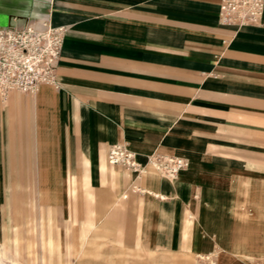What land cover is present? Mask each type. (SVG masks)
<instances>
[{"label": "crops", "instance_id": "crops-1", "mask_svg": "<svg viewBox=\"0 0 264 264\" xmlns=\"http://www.w3.org/2000/svg\"><path fill=\"white\" fill-rule=\"evenodd\" d=\"M220 3L0 0V27L20 28L42 18L67 27L60 87L43 85L34 95L13 90L0 97V218L6 215L0 223L13 224L12 210L18 202L24 206L33 190L63 192L67 154L75 150L85 162L89 215L68 219L67 231L74 222L80 232L88 225L78 251L71 234L58 227L62 229L54 235L62 243L54 247L65 251L63 264H72L71 257H80L93 239L83 259L131 255L135 249L155 255L158 247H167L172 264H184L188 250H207L209 238L203 241L199 229L191 231L193 191L175 200L170 182L159 185L111 166L108 151L123 143L142 164L160 152L189 159L194 168L183 174L197 184L207 181L217 195L216 180L230 182L241 170L254 174L264 168L256 162L264 160V16L261 24L241 29L222 25ZM198 162L207 165L205 173ZM68 169L76 174L71 165ZM146 182L169 198L134 188ZM214 202L198 203L197 212L212 209ZM185 217L190 225L182 233ZM50 222L60 224L59 219ZM5 228L0 230V252ZM15 236L14 261L22 264L19 228ZM145 239L154 247L147 248ZM175 239L177 248L171 247ZM181 239L194 243L181 245ZM43 243L49 248L47 238ZM46 254L53 263L62 256L60 251ZM116 263L134 264L125 257Z\"/></svg>", "mask_w": 264, "mask_h": 264}, {"label": "rangeland", "instance_id": "rangeland-1", "mask_svg": "<svg viewBox=\"0 0 264 264\" xmlns=\"http://www.w3.org/2000/svg\"><path fill=\"white\" fill-rule=\"evenodd\" d=\"M160 153L165 158L168 156L166 153ZM157 154L158 153H154L151 155L147 161L143 164L141 163L142 166L147 168L149 165L153 164V162H151V157ZM67 155H71V159L66 158L64 191H59L57 195L56 193L48 194L33 190L28 193V199L24 202V206H21L20 204L22 203L18 202L17 207L12 210L11 218L9 219L14 220V223L9 225L0 223V230L4 233L3 229L6 227L7 233V236L4 238L5 241L1 243L2 251L0 252V264H17L14 261V252L17 247L15 236L16 228H19L21 232L22 245L25 248L24 256H22V264H63V260L68 258L65 251L61 247H54L55 244L62 243V240H57V235H54L62 229L58 227L63 226L65 234L68 235L70 233L73 237L76 243V250L78 251L80 249L81 232L88 224L85 225L80 232L75 229L74 222L71 230L68 232L67 227L69 224L67 222L68 219H71L73 216L77 217L78 220L79 217L83 218L89 215L88 191H86L87 189L83 186L86 178L84 174L86 169L84 160L78 158L79 154H76L75 150ZM171 156L173 157L174 155ZM256 162L264 164V160L258 159ZM191 164L188 162V165L176 175L178 176L184 171L188 172L190 167H193ZM70 165L73 167L72 171L76 172L75 175L70 174L71 172L68 169ZM199 165L203 168L201 171L205 173L207 165L204 163H200ZM157 168L161 170V168ZM262 170H264V168L258 167L255 171L258 174H247L246 170H241L235 175L234 180L230 182H223L221 179L216 180L215 184L219 187V197H216L217 199H215L212 209L201 207L198 213L196 210L197 204L194 203V201L198 200V197L194 196L190 198L193 202L192 208L200 215V219L203 221L204 227L207 230L206 238H209V243L207 251L205 252L214 251V255H208L210 259L203 260L202 264H264V173L261 172ZM70 177L73 178V181H71ZM225 178L229 180L233 177L231 175H225ZM212 181L214 182V180ZM35 187L36 186L33 185V188ZM130 187H132V184H130ZM71 188L74 189V192L70 191ZM197 189H202L201 183L197 184ZM180 203L181 202H177L178 206ZM5 216L4 213H1V221L5 220ZM56 219L60 220L59 226H57L56 223L52 224L50 222L56 221ZM187 220L188 218L185 217L184 222L181 224L182 233L189 229V222ZM195 220L191 224V231L198 229ZM37 221L39 222L37 223ZM149 225L153 226L152 224ZM44 233L46 235H44ZM146 236H148L147 231L145 233V237ZM66 237L67 236H65L64 239H66ZM46 238L50 243L49 248L44 247L43 242ZM95 240L96 239H93L88 247L93 245ZM205 241H207V239ZM180 242L181 245L186 244L185 242H188L190 245L193 241L192 239H181ZM144 243L147 248L154 247L153 244L147 242L146 239ZM178 245L179 242L175 239L171 247L177 248ZM88 247L80 257H71L72 264H112L115 261L121 263L124 257L127 259L130 258L134 264L173 263L172 258H170L168 253L164 250L167 247H158L159 249L156 251L155 255H150L140 249H135L131 255H122V252L120 253L121 255L108 254L104 256L90 254L83 259V257L87 255ZM47 251L50 253L60 251L62 256L54 258L56 261L53 263V256L49 255V261L46 254Z\"/></svg>", "mask_w": 264, "mask_h": 264}, {"label": "built area", "instance_id": "built-area-1", "mask_svg": "<svg viewBox=\"0 0 264 264\" xmlns=\"http://www.w3.org/2000/svg\"><path fill=\"white\" fill-rule=\"evenodd\" d=\"M264 16V0H221L219 21L238 29L259 25ZM66 26L54 25L50 18H42L20 28L0 27V97L18 90L34 95L43 85L60 87L58 67L64 45ZM135 152L127 145H112L108 151L111 164H124L137 168ZM162 171L178 174L187 165V159L173 156L171 159L156 155Z\"/></svg>", "mask_w": 264, "mask_h": 264}, {"label": "bare ground", "instance_id": "bare-ground-1", "mask_svg": "<svg viewBox=\"0 0 264 264\" xmlns=\"http://www.w3.org/2000/svg\"><path fill=\"white\" fill-rule=\"evenodd\" d=\"M117 145V144H115ZM135 162L136 164L138 165L137 168H131L129 166H126L124 164H111L109 162V164L112 166H118V167H121L122 169L124 170H127V171H135L137 174L135 175V177H142L143 179L145 178H153L155 179V181L157 183L162 184V182L164 180L170 182L173 187H174V195H173V198L175 200H179L180 198L181 199H184V195L185 193L188 194V191L191 189L193 191V197L194 196H197L198 197V200L197 201H194L195 203H200L202 202L205 206H212V202L217 199L216 197H219L216 193H214L212 190L209 189V187H206L208 185H206L208 182L207 181H203L202 182V189H197V183L193 182L190 180V176L189 174H183V173H180L178 176L175 174V175H168L166 173H164L162 171V167L161 165L156 161V156H152L151 157V162H153V164L149 165L147 168H144L142 166V164L137 160V153H135ZM167 159H171L172 156H167L166 157ZM187 161L190 163V160L187 159ZM161 168V170H158ZM112 170V168H111ZM116 171V170H115ZM112 173V172H111ZM258 174V173H257ZM260 174V173H259ZM198 177V176H197ZM200 177V176H199ZM139 179V178H138ZM256 180V179H255ZM254 180V181H255ZM201 182V181H200ZM224 182V181H223ZM141 183V182H140ZM253 184V183H252ZM260 184V183H259ZM135 188L140 191L141 193H144V194H148V195H154V197H157V198H160L162 200H165V199H168L169 196L164 193L163 191L161 190H154L152 189V186H151V183H145V184H139V183H136L135 185ZM255 187V186H254ZM211 188V187H210ZM225 190V189H224ZM227 190V189H226ZM258 190V189H257ZM260 190V189H259ZM197 192H200L197 193ZM253 192V191H252ZM253 194V193H252ZM147 196V195H146ZM254 198V197H253ZM152 199V198H151ZM154 199V198H153ZM256 200V199H255ZM258 201V200H257ZM161 202V201H160ZM221 202V201H220ZM193 203V202H192ZM252 203V202H251ZM216 204V203H215ZM253 204V203H252ZM193 205V204H192ZM254 207V206H253ZM257 210V209H256ZM188 211H189V215L190 217L192 218V222H194V220L196 221L197 223V228L199 229L201 235H202V239L203 241H205L207 238H206V228L204 227V224L202 223V221L200 220V217L198 215L197 212L194 211V209L192 207H189L188 208ZM235 212V211H234ZM233 212V213H234ZM254 218V217H253ZM255 219V218H254ZM190 225V223H189ZM231 228V227H230ZM220 229V228H219ZM191 232V231H190ZM191 234V233H189ZM192 237V236H191ZM211 238V237H210ZM197 240V239H196ZM73 242V241H72ZM71 242V243H72ZM64 243V242H63ZM194 243V242H193ZM209 243V242H208ZM203 244V243H202ZM65 245V244H64ZM188 246V245H187ZM65 248V246H64ZM76 248V247H75ZM82 248V247H81ZM184 249V247H183ZM75 251V250H74ZM207 251L206 249H199L198 247H194V249H192V251L189 252V250L187 251L186 255H183V259H184V264H202V261L203 260H206V259H210L208 258V255H212L214 251H208L207 253L205 252ZM71 254V253H70ZM214 255V254H213ZM216 255V254H215ZM20 263V262H19ZM117 264V263H116Z\"/></svg>", "mask_w": 264, "mask_h": 264}]
</instances>
